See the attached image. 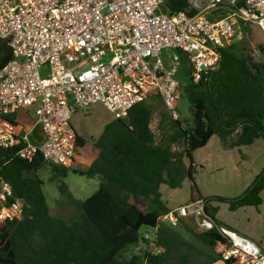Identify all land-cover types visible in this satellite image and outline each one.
Wrapping results in <instances>:
<instances>
[{
    "label": "built area",
    "instance_id": "2783aa9c",
    "mask_svg": "<svg viewBox=\"0 0 264 264\" xmlns=\"http://www.w3.org/2000/svg\"><path fill=\"white\" fill-rule=\"evenodd\" d=\"M160 3L0 0V38L12 54L0 68V146L21 143L23 158L40 152L49 163L69 166L76 158L70 124L76 110L100 102L125 117L134 104L158 96L177 119L182 58L197 81L218 68L221 48L242 38L243 23L258 24L264 32V0H186V9L176 12L161 10ZM163 51H170L167 59ZM41 67L48 68L45 75ZM28 110L34 119L25 128L16 115ZM9 197L11 185L0 178V224L21 217L24 200ZM204 206L196 197L159 216V222L178 226L193 216L201 230L215 227L225 238L213 246L222 259L264 264V251L254 240L216 225ZM155 231L143 235L152 240Z\"/></svg>",
    "mask_w": 264,
    "mask_h": 264
},
{
    "label": "trees",
    "instance_id": "16d2710c",
    "mask_svg": "<svg viewBox=\"0 0 264 264\" xmlns=\"http://www.w3.org/2000/svg\"><path fill=\"white\" fill-rule=\"evenodd\" d=\"M186 7V0L160 3L165 12ZM241 28L249 49L234 41L221 48L217 69L197 81L190 69L186 80L178 77L179 95L181 89L189 103L188 127L181 125L179 117L170 119L169 134L157 141L150 127L157 108L148 100L160 97L150 96L134 104L127 116L106 124L98 138L76 135V158L69 166L49 163L40 152L31 160L23 158L18 154L21 143L0 146V178L11 185L9 200L22 198L25 202L20 218L0 224V264H212L219 259L231 264L213 250L218 241H225L215 227L196 231L180 220L178 225L185 228L190 240L160 224L159 216L169 209L159 199V185H178L184 172L191 178V152L204 146L214 133L225 138L239 129L234 140L237 145L264 137V32L250 22ZM252 51L259 54L257 59ZM11 56L6 41L0 38V68ZM180 142L183 150L174 151L172 145ZM183 155L191 161L187 169ZM44 167L60 177L67 172L97 176V189L76 201L80 210L74 215L76 220L52 215L44 181L38 175ZM58 188L65 189L62 182ZM262 189L264 169L240 196L216 198L227 201L231 209L257 205ZM204 211L216 225L227 226L207 205ZM155 228L152 240L144 237V231ZM130 245H142L143 252L125 256L123 251Z\"/></svg>",
    "mask_w": 264,
    "mask_h": 264
},
{
    "label": "rangeland",
    "instance_id": "374dc122",
    "mask_svg": "<svg viewBox=\"0 0 264 264\" xmlns=\"http://www.w3.org/2000/svg\"><path fill=\"white\" fill-rule=\"evenodd\" d=\"M237 43L239 46L250 48L243 34ZM250 53L254 59L259 57V54L255 51ZM169 54L170 51H163L161 57L167 59ZM188 69L189 67L185 63H182L177 77L186 80ZM47 70V67H41V75H45ZM148 101L155 103L157 108L150 127L158 141L163 137V134H169L171 130L170 119L173 118L168 114L160 99L152 97ZM76 111V113L74 112L76 117L70 119V124L73 130L82 137L91 136V138H98L105 125L116 118L113 113L109 112L100 103L92 105L87 111ZM177 112L181 125L188 127L191 117L189 103L181 89L177 101ZM231 136L222 138L218 133H214L204 146L191 152V178L187 172H184L178 185L172 186L167 182L159 185V199L166 208H169V210L176 209L178 206L186 204L199 196L204 200L207 199L206 202L209 201L207 202V207L215 215L219 208L217 203L221 204L224 201L216 197H221L220 195L223 194L227 197H233L231 194H242L250 186L254 176L264 169V137H258L250 144L237 145L234 143L236 137L233 138ZM183 147L184 145L181 142L172 145V149L178 152L182 151ZM182 163L187 169L191 161L183 155ZM38 175L44 181L43 191L47 203L51 208L52 215L62 217L65 221L76 220L78 218V216L74 217L80 211L76 205V201L89 196L97 189L99 184L97 176L89 177L67 172L65 176L60 177L48 167L40 169ZM61 182L65 188L63 191L58 188ZM224 196L222 197L224 198ZM260 200L262 206L258 205V207H255L257 217L253 218L251 224L248 226L257 243L262 240L261 237L264 235V190L260 194ZM147 207L151 208L148 201ZM215 207H217L216 211ZM182 222L183 225H187L193 230H201L197 219L193 216L185 217ZM160 224L173 227L184 238L193 240L181 225H170L167 220H163ZM151 248L152 244L147 247L148 250ZM142 252V245H130L127 247V250L123 251V254L130 256ZM212 264H224V262L219 259Z\"/></svg>",
    "mask_w": 264,
    "mask_h": 264
},
{
    "label": "crops",
    "instance_id": "0c3cea01",
    "mask_svg": "<svg viewBox=\"0 0 264 264\" xmlns=\"http://www.w3.org/2000/svg\"><path fill=\"white\" fill-rule=\"evenodd\" d=\"M97 103H100V102H97ZM93 105H96V103H94ZM75 113H73V115L71 116L72 118H70V119H73L74 117H76ZM16 118H17V121L19 123H21L25 128H28L31 126V123L34 119V114L29 110L28 111H22V112L17 113ZM238 133H239V130H237L234 134H232L231 137H233V138L237 137ZM35 134H36V132H35ZM75 134L78 135L76 132H75ZM78 136H80V135H78ZM263 190L260 192V194L263 192ZM240 195L241 194H238V195H232L231 194V196H233V197H227V196H224V194H223L220 196L221 197L224 196V198H234V196L238 197ZM261 200H260V203L257 205H243V206H238L235 209H230L229 203L226 201H223L222 203L220 202L221 204L217 203L219 205V208L217 209V207H215V211L217 209V214H215L214 216L218 220H220L222 223L226 224L227 226H225V227H227V228L229 227L230 229L236 230L237 232L248 236L249 238H251L252 240H254L257 243V241L254 239V235L251 234L248 226H249V224H251L252 219L253 218L255 219L257 217L256 212H255V207H258V205L262 206ZM207 202H209V201H207ZM207 202L205 203V205H208ZM261 238H262V240H260L259 243H257V244L264 251V243H262L264 241V235Z\"/></svg>",
    "mask_w": 264,
    "mask_h": 264
}]
</instances>
